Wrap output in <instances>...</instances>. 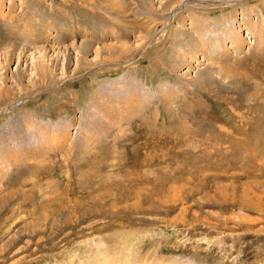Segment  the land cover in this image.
<instances>
[{
    "label": "rangeland",
    "instance_id": "obj_1",
    "mask_svg": "<svg viewBox=\"0 0 264 264\" xmlns=\"http://www.w3.org/2000/svg\"><path fill=\"white\" fill-rule=\"evenodd\" d=\"M144 262L264 264V0H0V264Z\"/></svg>",
    "mask_w": 264,
    "mask_h": 264
},
{
    "label": "bare ground",
    "instance_id": "obj_2",
    "mask_svg": "<svg viewBox=\"0 0 264 264\" xmlns=\"http://www.w3.org/2000/svg\"><path fill=\"white\" fill-rule=\"evenodd\" d=\"M181 4V3H180ZM177 8V7H176ZM176 10V9H175ZM172 13H169L168 14V16H167V18L169 19V17H171L170 15H171ZM174 14V13H173ZM147 263V262H146ZM144 264H145V262H144Z\"/></svg>",
    "mask_w": 264,
    "mask_h": 264
}]
</instances>
